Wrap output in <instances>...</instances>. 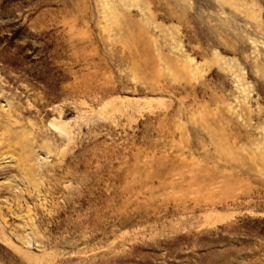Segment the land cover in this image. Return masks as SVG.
I'll return each instance as SVG.
<instances>
[{
    "label": "rangeland",
    "instance_id": "rangeland-1",
    "mask_svg": "<svg viewBox=\"0 0 264 264\" xmlns=\"http://www.w3.org/2000/svg\"><path fill=\"white\" fill-rule=\"evenodd\" d=\"M0 264H264V0H0Z\"/></svg>",
    "mask_w": 264,
    "mask_h": 264
},
{
    "label": "bare ground",
    "instance_id": "bare-ground-1",
    "mask_svg": "<svg viewBox=\"0 0 264 264\" xmlns=\"http://www.w3.org/2000/svg\"><path fill=\"white\" fill-rule=\"evenodd\" d=\"M52 125L56 128V129H61L64 130L63 125L58 123V122H53ZM67 132V130H65ZM31 156V154H29ZM14 158V157H13ZM33 158V157H32ZM38 158V157H37ZM25 243L28 245V247L32 246V240L29 238V236H25L24 238Z\"/></svg>",
    "mask_w": 264,
    "mask_h": 264
}]
</instances>
